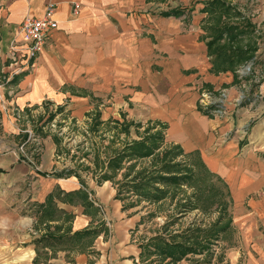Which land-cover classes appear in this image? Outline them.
Masks as SVG:
<instances>
[{"label":"crops","instance_id":"obj_1","mask_svg":"<svg viewBox=\"0 0 264 264\" xmlns=\"http://www.w3.org/2000/svg\"><path fill=\"white\" fill-rule=\"evenodd\" d=\"M204 1L209 0H0V264H140L139 245L145 242L133 234L141 214L121 206L112 183L96 184L90 176L82 179L91 207L53 198L50 217H42L37 205L48 194L81 186L75 177L52 175L62 169L46 129L38 132L44 138L39 148L32 147L37 139L26 141L24 111L51 106L74 121L95 112L109 121L159 122L167 144L198 154L212 173L219 171L211 163L223 174L233 172L227 166L232 157L212 147L219 123L198 109L204 96L213 97L205 89L214 93L232 81L230 72L211 68ZM48 4L56 28L32 68L13 74L9 44L22 40L21 21L42 17ZM226 88L229 98L233 90ZM258 218L264 224V214ZM236 224L245 243H257L256 222ZM86 229L100 231L83 249L80 240L56 238ZM256 243L245 264H264Z\"/></svg>","mask_w":264,"mask_h":264},{"label":"rangeland","instance_id":"obj_2","mask_svg":"<svg viewBox=\"0 0 264 264\" xmlns=\"http://www.w3.org/2000/svg\"><path fill=\"white\" fill-rule=\"evenodd\" d=\"M223 1L230 11L219 19L218 25L237 26L243 33L233 45L244 48L246 44H250L254 51L248 61L237 67L234 74L231 73L230 84L214 93L211 89H205L213 97L209 100L204 96L206 103L198 105V109L219 123L221 130L214 136L212 147L217 152L225 150V154L232 157L227 166L233 172L228 170L230 173L226 176L228 172L221 173L220 170L223 169L211 163L210 168L219 171L212 173L201 163L196 153H187V156L183 154L177 158L168 154L162 161L174 159L173 162L190 166L192 185L182 186L180 189L169 187L165 197L157 203L147 202L129 193L124 196L126 199L121 205L134 208L137 214H141V224L137 232L133 231L134 237L139 240L144 237L146 241L157 234L164 238L184 233L191 236L186 244H196L197 249L185 254L174 264H245L247 255L254 250L256 242L245 243L246 239L236 224L238 219L256 222L254 232L258 241L255 246L264 252V224L258 218L260 214H264V0ZM202 22L203 29L206 28L205 36L209 40L214 35L209 29L214 22L206 14ZM228 86L233 90L229 98L226 93ZM32 111H27L26 114L24 111L23 116L20 115L21 123L33 135L38 134L35 138L38 144L32 143V147H40L41 139L44 138H40L39 133L44 131L41 128L46 129L49 135L57 138V143H54L51 136V143L56 151L54 159L58 166L62 170H76L81 178L90 176L93 180L100 174L93 169L96 161L104 166L107 157L114 156L124 144L141 139L144 129L152 124L151 121L140 122L141 124L131 122L125 133L121 127L125 122L116 126L103 119L102 113H98L99 118H96L95 112L90 115L87 113L84 118L74 121L66 111L57 115L58 111L51 106H42L36 113L34 109ZM6 112L11 114L12 111ZM47 115L53 116L50 122L44 121ZM159 131L164 132L160 127H154L148 133ZM171 146L163 139V145L155 154H163ZM228 148L230 150H226ZM17 152L21 154L23 149L18 147ZM97 156L99 159L95 160ZM123 164V169L115 172L114 181L120 180L122 174H128L124 179L128 182L147 180V176L156 171L153 169L160 166L159 158L154 156L137 160L133 168H130L133 161ZM240 176L245 183L242 187ZM239 187L241 189L238 191ZM191 204L195 207L189 210ZM234 206L241 210L239 217H235ZM222 227L224 229L220 231ZM178 237L175 240L179 242L181 238ZM149 260L156 261L157 258L151 256L146 262Z\"/></svg>","mask_w":264,"mask_h":264},{"label":"trees","instance_id":"obj_3","mask_svg":"<svg viewBox=\"0 0 264 264\" xmlns=\"http://www.w3.org/2000/svg\"><path fill=\"white\" fill-rule=\"evenodd\" d=\"M230 8L224 3L223 0H209L204 2L201 9L202 13L208 15V17L213 20L214 24L209 27L211 33H214L212 38L206 42V51L208 56L211 58V68L213 72H230L235 73V69L241 64L245 63L251 58V54L254 51L253 46L246 44V47L241 48L240 46L233 45L237 40H239L242 35V31L238 30L237 26H219L220 18L222 16L228 15ZM175 14V12H173ZM237 14V13H236ZM206 29V28H204ZM221 42V44H220ZM57 111H60L58 108ZM98 114L96 115V118ZM52 116L49 115L46 121L51 120ZM117 126L123 124L118 121H110ZM124 122V121H123ZM150 122V121H148ZM126 124L122 125V131L127 133L128 126L131 122H125ZM154 127H160L164 129V125L159 122H152L151 126L144 129L143 137L139 140L132 141L130 143L124 144L119 152H117L112 157H107L105 165H94L93 169L98 170L97 178L95 179L96 184L101 182L108 181L112 183L115 188L114 198L123 201L126 199L124 197L129 193L135 195L136 197L146 200L147 202L157 203L161 201L165 195L166 190L169 187H180L190 186L193 183L192 171L190 166H185L184 163H177L171 161H162L166 159L168 154L173 155L174 158L180 157L183 155L180 148L176 145H172L171 148L159 154H155L162 145H163V133H148L149 130H153ZM54 143H57V138L53 136ZM171 150V151H169ZM156 155V156H155ZM185 155V154H184ZM159 158L160 166L154 168L151 176H147V180L140 182L134 181H124L128 174H122L121 179L114 181L115 172L123 169V163L127 161H133V164L130 168L134 167V164L137 160H142L145 158L151 157ZM160 156V157H159ZM187 156V155H185ZM98 160L97 156L94 158ZM88 169V168H87ZM182 169L184 171H182ZM94 170H92L94 172ZM92 172V173H93ZM139 174V173H138ZM52 175L55 178H68L75 177L78 181L81 188L75 192L64 193L61 191L54 192L53 194H48L42 204L37 205V210L41 212L42 217H50L53 210L52 199H59L62 202L74 203L78 202L84 207H91V203L87 200V193L85 191V185L83 179L72 169H63L59 172H53ZM116 185V186H115ZM160 185V186H156ZM162 186V187H161ZM193 204L190 205L189 210L194 209ZM224 227V226H223ZM221 228L220 231H223L224 228ZM99 229H86L79 232H74L71 235L66 234L67 231H64L63 234L57 236V239H75L81 241V248L90 243L91 239L96 236L99 232ZM180 241H176V238H179ZM46 237H52L51 234ZM191 238V236H186V233L183 235H168L164 238L162 235L157 234L148 238L145 242L139 245L140 252L138 254V259L140 264H144L146 259L151 256L157 258L156 261L149 260L146 264H174L185 254L193 252L196 250V244L188 245L186 244ZM43 238H39L40 241Z\"/></svg>","mask_w":264,"mask_h":264},{"label":"built area","instance_id":"obj_4","mask_svg":"<svg viewBox=\"0 0 264 264\" xmlns=\"http://www.w3.org/2000/svg\"><path fill=\"white\" fill-rule=\"evenodd\" d=\"M78 6H73V12ZM53 13V5L48 4L42 17L40 18H24L18 29V35L22 36L21 41L13 40L8 47L10 54V65L13 68V74H16L21 69H31L38 53L49 39L50 33L56 28V22L51 19ZM204 98V97H203ZM209 100L210 97H208ZM219 113V111H217ZM32 140L33 136L30 132L26 133V141ZM23 145L19 146L21 150ZM97 207H99L96 204Z\"/></svg>","mask_w":264,"mask_h":264}]
</instances>
